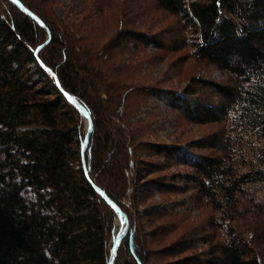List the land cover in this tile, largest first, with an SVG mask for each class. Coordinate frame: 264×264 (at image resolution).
<instances>
[{
  "label": "trees",
  "instance_id": "trees-1",
  "mask_svg": "<svg viewBox=\"0 0 264 264\" xmlns=\"http://www.w3.org/2000/svg\"><path fill=\"white\" fill-rule=\"evenodd\" d=\"M2 1L43 33L35 39L28 19L18 21L0 7V264H117L122 247L131 256L126 264L149 263L139 255L145 248L130 229L131 214L119 200L118 186L126 189L136 174L146 186V161L136 154L149 144L140 94L151 92L173 94L174 106L186 103L187 113L193 110L187 101L196 98L205 123H220V115L227 123L222 140L198 142L219 148V156L153 142L159 146L154 155L166 159L174 157L173 149L187 153L194 163L186 177L193 198L200 210H209L206 224L195 227L184 215L166 213L168 230H154L153 237L170 242L158 250L162 260L154 264H264V0H156L179 17L181 48L132 28L143 26L144 18L148 25L155 20L149 16L153 8L141 0H81L69 10L71 18L54 26L27 0L18 1L43 26L13 1ZM150 47L168 48L166 54L191 47L187 57L223 71L230 86H216L217 102L194 86H145L154 76L144 72L146 65L161 70L146 53ZM64 93L92 118L84 154L88 118ZM107 198L129 225L114 261L122 217ZM105 208L116 220L111 229Z\"/></svg>",
  "mask_w": 264,
  "mask_h": 264
},
{
  "label": "rangeland",
  "instance_id": "rangeland-1",
  "mask_svg": "<svg viewBox=\"0 0 264 264\" xmlns=\"http://www.w3.org/2000/svg\"><path fill=\"white\" fill-rule=\"evenodd\" d=\"M27 1L36 11H39L46 17V21L52 24L51 26L58 24L61 19L66 20L67 17L71 18L73 16L72 13H69L71 7L76 8L81 5V0ZM140 2L148 8H153L149 16L154 17L155 20L150 21L148 25L149 18H144L145 21L141 23L143 26L136 24L132 28H137V30L139 29L147 35L154 34L163 44H173L177 48H181L183 46V34L177 31L178 27H180L178 22L179 17L162 9L161 5L156 3V0H141ZM0 7L8 13L16 15L18 21L28 19L32 30L35 32V39H38L43 33V30H40L33 21H30L27 16L22 14L18 9H15L10 3L2 1ZM118 10L117 8L116 13ZM44 12L46 14H43ZM128 14L129 12L126 11L124 15L128 16ZM120 22H122V18H120L119 26ZM123 26L125 29L130 28L129 25ZM114 30H119V28H115ZM187 33L184 35L191 36V34L187 35ZM170 38L175 39L170 40ZM43 40H45V35L42 37ZM48 48L46 45L42 52ZM167 49L157 50L151 47L147 49L146 53L153 55L151 60L156 61L158 68H161V70L156 73V65H146L147 68H145L144 72L150 73L151 71L154 73V76L148 77L151 81L148 80L149 82L145 86L152 85L155 88H162L163 90H174V88L186 89L187 87L194 86V88H198L200 93L213 98L216 102L220 98L218 93H215L219 90L216 86L219 84L230 86L229 76L223 71L215 66L198 62L192 57H187L189 52H191V47L185 50L180 49L181 51L176 52L170 50L173 52L170 54H166ZM196 81L200 82L196 83ZM140 95L145 96L141 113L142 121H144L147 128L145 129V133H143V138L148 140L149 144L148 146H143V149L136 154V159L140 158L141 160L142 158L146 161L145 165L148 168V172H146L147 179L144 180L146 186L141 187V184L138 183L139 175L136 174L135 178H129L132 181L129 180L126 189H121L122 185L118 186L120 190L118 193L120 194L119 200L126 202V207L131 214L130 229L137 231V244L145 248L146 255L142 252H139V255L141 254L142 258H146L149 262L148 264H154L162 260V257H158V250L170 242L169 238L163 242H158L157 237H153L154 230L160 231L159 233L163 231V227L168 230V222L163 217L166 213H174V215L180 218L184 215L188 218V224L195 227L198 224H206L209 218V210H200L198 203L193 198L195 195L192 187L193 183L188 182L186 177L192 174L194 170L192 165L194 163L190 159L185 158L187 157V153L180 156L178 153L180 152L179 149H173L172 151L175 153L174 157L166 159L164 155H154V151L159 146L155 147L153 142H159L161 144L160 147L177 143L179 144L178 146H182L181 148L199 151L203 156H219L221 154L219 148H208L207 145L202 146L198 142H202V140H206L212 136H216L218 140L219 138L222 140L225 137L223 130L227 123L225 120H222L221 117L223 116L221 115L217 117L221 120L220 123H205L206 119L201 117L200 112L197 110L199 102L193 97L190 98V101H187L193 110L187 113L186 108L183 107V105H187L186 103H183L181 106H174L175 102L170 97L173 94L166 95L165 98L161 97V95H153V92L150 94L141 93ZM185 162L188 164H185ZM149 177L150 179L154 178L151 181L152 185L148 183ZM156 178L160 179L155 180ZM159 181H161L160 184ZM262 193H264V189L260 192V194ZM106 210L104 214L111 229L116 220L112 212H109L108 209ZM149 220L153 222L149 223ZM122 225V219H119L117 227L122 229ZM194 252L201 253V249H195ZM118 253L117 264H126V262L131 260L130 254L124 247ZM164 258H167V256Z\"/></svg>",
  "mask_w": 264,
  "mask_h": 264
},
{
  "label": "water",
  "instance_id": "water-1",
  "mask_svg": "<svg viewBox=\"0 0 264 264\" xmlns=\"http://www.w3.org/2000/svg\"><path fill=\"white\" fill-rule=\"evenodd\" d=\"M11 1H13V0H11ZM15 4H17L21 9H23V10H25L24 8H23V6H22V4L18 1V0H16V2H14ZM25 12L29 15V13H31V12H29L28 10H25ZM33 17L34 19H35V21H37L38 23H40L41 25H42V22L41 21H39V19L36 17V16H34L32 13H31V15H30V17ZM43 26V25H42ZM49 37H50V34H49ZM49 40H50V38L46 41V43H48L49 42ZM45 43V44H46ZM60 83H59V81L57 80V84L56 85H58V86H60L59 85ZM65 94V96H66V98H68L73 104H75L79 109V111H81L82 112V114H84L87 118H88V122L87 123H89V129H88V131H87V135L85 136L86 138H85V143H84V147H83V154L85 153V149L87 148V146H88V144H89V140H90V135H91V133H92V130H93V123H92V118H91V116H90V114H89V112L88 111H85V109L84 108H82L81 106H79L78 105V102L74 99V98H72V96H70L69 94H67V93H64ZM91 129V130H90ZM83 161L85 162V158L83 159ZM83 162V163H84ZM84 166H86V163H84ZM95 189L100 193V194H103L104 195V192L101 190V189H99V188H96L95 187ZM111 206H112V208L116 211V214H118L120 217H122L121 219H122V222H123V225H122V230H121V233L118 235V237L115 239V242H114V245H113V249H112V255H113V257H112V261H114V258L116 257V252H117V250H118V247H119V244H120V242H121V238H123V236L127 233V231H128V227L127 226H129L128 225V218L125 216V215H122L120 212H121V210L119 209V207H117L109 198H107V200H106Z\"/></svg>",
  "mask_w": 264,
  "mask_h": 264
},
{
  "label": "snow or ice",
  "instance_id": "snow-or-ice-1",
  "mask_svg": "<svg viewBox=\"0 0 264 264\" xmlns=\"http://www.w3.org/2000/svg\"><path fill=\"white\" fill-rule=\"evenodd\" d=\"M13 2H16V0H13ZM29 15H31V13H29ZM91 130V129H90Z\"/></svg>",
  "mask_w": 264,
  "mask_h": 264
}]
</instances>
